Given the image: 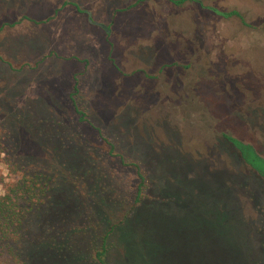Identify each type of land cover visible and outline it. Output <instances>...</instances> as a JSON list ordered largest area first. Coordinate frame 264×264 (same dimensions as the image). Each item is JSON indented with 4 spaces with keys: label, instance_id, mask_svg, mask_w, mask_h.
I'll use <instances>...</instances> for the list:
<instances>
[{
    "label": "rangeland",
    "instance_id": "374dc122",
    "mask_svg": "<svg viewBox=\"0 0 264 264\" xmlns=\"http://www.w3.org/2000/svg\"><path fill=\"white\" fill-rule=\"evenodd\" d=\"M1 131L6 180L51 177L28 264L109 228V264H264V178L222 137L264 156V0H0Z\"/></svg>",
    "mask_w": 264,
    "mask_h": 264
},
{
    "label": "trees",
    "instance_id": "16d2710c",
    "mask_svg": "<svg viewBox=\"0 0 264 264\" xmlns=\"http://www.w3.org/2000/svg\"><path fill=\"white\" fill-rule=\"evenodd\" d=\"M173 1L180 3L183 0ZM213 10L223 16L233 13L238 14L235 10L232 12H224L215 8ZM0 137H3L2 131ZM222 137L237 151L241 160L253 172L264 178V156L251 142L225 132H222ZM4 150H6L5 144L0 139V153H3ZM60 157L62 158L63 156ZM0 161H3L2 156H0ZM8 163L14 171L20 172V176L15 179L6 180L5 176L0 173V184L4 190L0 194V257L5 258V264H28L26 259L23 258L24 248H22L27 240L24 220L36 207L45 201L51 177L44 172V168L29 170L23 166L21 161H15L14 163L9 161ZM136 166L138 168L139 182L133 195L132 206L129 211L125 212L124 217L131 213L134 207L146 197L144 174L137 163ZM218 224L222 225L221 223ZM62 233L66 234L67 231L63 230ZM110 233L111 229L109 228L100 236L99 243L92 248L90 258L94 264H109ZM142 234L141 232L139 236L142 237ZM135 238L139 242V237ZM46 241L53 247L62 249V247L57 246L55 238L47 237ZM123 256L124 259L128 257V255ZM128 262H130L129 259Z\"/></svg>",
    "mask_w": 264,
    "mask_h": 264
},
{
    "label": "clouds",
    "instance_id": "9594fccd",
    "mask_svg": "<svg viewBox=\"0 0 264 264\" xmlns=\"http://www.w3.org/2000/svg\"><path fill=\"white\" fill-rule=\"evenodd\" d=\"M0 156H3V153H0ZM4 167L3 165H0V168Z\"/></svg>",
    "mask_w": 264,
    "mask_h": 264
}]
</instances>
